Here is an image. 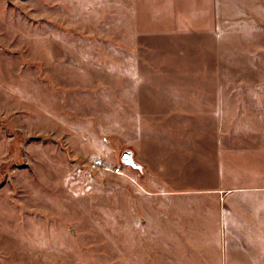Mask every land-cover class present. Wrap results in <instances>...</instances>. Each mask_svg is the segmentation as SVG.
Returning <instances> with one entry per match:
<instances>
[{
  "label": "rangeland",
  "instance_id": "obj_1",
  "mask_svg": "<svg viewBox=\"0 0 264 264\" xmlns=\"http://www.w3.org/2000/svg\"><path fill=\"white\" fill-rule=\"evenodd\" d=\"M249 2L0 0V264H168L181 245L219 254L213 207L204 230L195 215L189 232L137 230L121 178L90 167L158 180L175 171L170 144L203 153L202 129L246 128L264 145V22L231 18ZM245 80L252 98L232 87ZM125 151L141 171L121 164Z\"/></svg>",
  "mask_w": 264,
  "mask_h": 264
},
{
  "label": "crops",
  "instance_id": "obj_2",
  "mask_svg": "<svg viewBox=\"0 0 264 264\" xmlns=\"http://www.w3.org/2000/svg\"><path fill=\"white\" fill-rule=\"evenodd\" d=\"M244 8L242 16L231 18L240 23L252 18L256 19L255 23L264 22L263 0H251ZM225 18L229 17H223L222 22ZM245 81H236L232 87L243 88L242 97L252 98L248 88L257 83ZM224 83L223 80L213 83L219 99L225 96ZM190 135L191 131L184 129V136ZM196 135L206 137L200 139L201 143L197 145L203 148L202 154L192 151L186 139L179 144H170V163L167 167L175 169L172 174L167 171L166 177L158 180L151 178V181L144 178L143 182H139L122 172L123 175L117 177L125 186L121 192V206L126 207V202L127 208L124 209H128L130 202H136V215L139 217L135 222L137 230L152 232H189L194 215L198 216V225L204 230V217L208 216L209 207H213L217 217L211 232L216 229L222 241L217 248L219 254L214 256L204 247L205 251L197 255L188 245H181L180 250L184 253L178 255L179 248L171 249L168 264H264V253L252 251L264 249V145L246 128L202 129ZM194 154L199 156L195 159ZM187 162L191 166L201 162L200 170L194 169L181 175L179 171ZM211 165L215 170L212 167L209 171ZM159 167L165 165L159 164ZM192 182H200L202 186L188 187ZM149 189L152 194H149ZM193 198L198 201L197 205L193 204ZM210 200L215 203L208 204ZM151 264L165 262L154 258Z\"/></svg>",
  "mask_w": 264,
  "mask_h": 264
},
{
  "label": "built area",
  "instance_id": "obj_3",
  "mask_svg": "<svg viewBox=\"0 0 264 264\" xmlns=\"http://www.w3.org/2000/svg\"><path fill=\"white\" fill-rule=\"evenodd\" d=\"M91 169H96V170H103V171H109L111 175L113 176H122V170L120 167H114L111 168L109 167L108 164H106L104 161L96 159L91 162Z\"/></svg>",
  "mask_w": 264,
  "mask_h": 264
},
{
  "label": "water",
  "instance_id": "obj_4",
  "mask_svg": "<svg viewBox=\"0 0 264 264\" xmlns=\"http://www.w3.org/2000/svg\"><path fill=\"white\" fill-rule=\"evenodd\" d=\"M120 162L124 166L131 167L132 169L141 171V166L134 162L132 153L129 151H125L121 155Z\"/></svg>",
  "mask_w": 264,
  "mask_h": 264
}]
</instances>
